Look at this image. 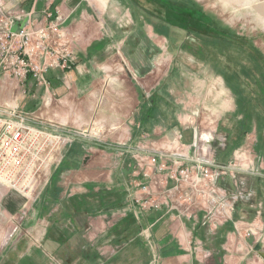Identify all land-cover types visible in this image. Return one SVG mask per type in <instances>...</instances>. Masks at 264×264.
I'll use <instances>...</instances> for the list:
<instances>
[{
  "label": "crops",
  "instance_id": "obj_1",
  "mask_svg": "<svg viewBox=\"0 0 264 264\" xmlns=\"http://www.w3.org/2000/svg\"><path fill=\"white\" fill-rule=\"evenodd\" d=\"M125 2L0 0L40 16L58 8L77 54L71 72H49L48 91L27 78L20 94L18 82L3 77L0 105H19L36 126L98 132V143L63 153L32 202L0 189V264H152L146 238L155 245L158 264H264V82L255 80L247 89L238 73L230 77L226 71L212 80L202 70L168 76L174 58L159 57L155 24L136 18ZM158 89L170 113L152 127L140 125L141 104ZM248 90L250 98L243 93ZM132 148L177 150L219 164L246 149L258 173L216 180V207L173 201L143 214L128 200L133 183L143 182L142 161L125 151ZM160 180L152 175L158 195L164 190Z\"/></svg>",
  "mask_w": 264,
  "mask_h": 264
},
{
  "label": "built area",
  "instance_id": "obj_2",
  "mask_svg": "<svg viewBox=\"0 0 264 264\" xmlns=\"http://www.w3.org/2000/svg\"><path fill=\"white\" fill-rule=\"evenodd\" d=\"M64 23L65 16L58 8L55 13L44 10L40 16L33 9L0 3V79H14L25 88L26 79L30 78L38 88L48 91L49 72L57 70L63 75L71 72L77 54L72 45L75 40L67 33ZM213 91L215 87L210 86L206 95L211 97ZM97 136L98 132L90 127L82 130L51 124L36 126L32 114L24 112L19 105H0V187L28 198L35 185L44 181L46 172L61 163L65 151L73 144L98 143ZM125 151L144 162L139 165L143 182L133 183L136 190L128 198L130 206L143 214L159 211L164 204L169 207L173 201L186 207H193L196 201L206 209L216 207L219 202L212 194L216 180L229 177L235 181L237 173H258L251 154L240 148L233 152L232 161L221 164L177 150ZM153 174L161 179L162 195L155 191ZM146 244L152 252V264H158L152 240L146 238Z\"/></svg>",
  "mask_w": 264,
  "mask_h": 264
},
{
  "label": "rangeland",
  "instance_id": "obj_3",
  "mask_svg": "<svg viewBox=\"0 0 264 264\" xmlns=\"http://www.w3.org/2000/svg\"><path fill=\"white\" fill-rule=\"evenodd\" d=\"M125 3V8L132 7L130 10H136V18L140 17L147 24H156L153 34L161 43L159 57L172 55L174 58L168 76L175 75L177 70L184 71L186 75L189 71L196 73V70H202L199 73L202 76L208 75L212 80L217 77V72L226 71V75L230 77L238 73L247 89L256 83L255 80L264 82V0H128ZM172 15H180L178 18L187 17L194 36L211 44L213 51L207 62L192 61L186 54L181 44L185 41L184 32L180 29L183 22ZM131 17L127 19L128 24L133 23L130 19H135ZM222 58H225L224 63ZM161 61L166 68L170 65L163 59ZM175 62L178 63L177 67ZM187 81L179 80L180 87L186 88L189 83ZM4 84L5 81L1 78L0 90ZM19 87L17 90L21 94L22 88L20 85ZM243 93L245 97H251L250 90ZM82 149L84 147L80 150ZM52 172L53 169L50 168L46 176L44 175V181L35 185L28 198L21 197L15 190L7 187L0 189L30 203L39 192L45 190Z\"/></svg>",
  "mask_w": 264,
  "mask_h": 264
},
{
  "label": "trees",
  "instance_id": "obj_4",
  "mask_svg": "<svg viewBox=\"0 0 264 264\" xmlns=\"http://www.w3.org/2000/svg\"><path fill=\"white\" fill-rule=\"evenodd\" d=\"M196 51H199L200 54L202 55L203 53H208V54L210 53L209 51H207L206 49H202L201 47H198ZM159 90L160 89H158V93H152V95H150V97L147 98V100L142 102L140 107V114H139L140 125L143 122L144 125L147 123L150 127H152L151 124L158 123L161 120V118L165 120L164 118H166L169 115L170 112L167 110L165 95L161 92L159 94ZM171 125L174 126V123H172ZM149 129L150 128L148 127H144V129L142 128L141 131L146 132V130ZM81 146L83 145L79 143L74 144L70 149L67 150V152L69 153L72 152L73 150L77 152L78 150H80Z\"/></svg>",
  "mask_w": 264,
  "mask_h": 264
},
{
  "label": "flooded vegetation",
  "instance_id": "obj_5",
  "mask_svg": "<svg viewBox=\"0 0 264 264\" xmlns=\"http://www.w3.org/2000/svg\"><path fill=\"white\" fill-rule=\"evenodd\" d=\"M129 11L131 12L130 9H129ZM179 16L180 15H172L173 18H175V17L178 18ZM178 19H179V21L183 22L182 28H180V27H178V28H180L184 32V35H185V39H184L185 41L183 43H181V44L183 45L185 51L187 52L186 54L188 56L192 57L193 59H195V58L199 59V60L200 59L201 60L207 59L209 57V55L212 53V51H213L211 44L208 43V42H204V41L202 42L199 38L194 36L195 34L192 33V31L190 30L189 21L186 20V19H188L187 17L181 16ZM154 28L156 29V24H155ZM211 38L213 39V37H211ZM198 47H201L202 49H206V50L208 49L207 51H209L210 53L209 54L208 53H203V55H202V54H200L199 51H196Z\"/></svg>",
  "mask_w": 264,
  "mask_h": 264
},
{
  "label": "water",
  "instance_id": "obj_6",
  "mask_svg": "<svg viewBox=\"0 0 264 264\" xmlns=\"http://www.w3.org/2000/svg\"><path fill=\"white\" fill-rule=\"evenodd\" d=\"M16 28H17V26H15V27L13 28V31H15V30H16Z\"/></svg>",
  "mask_w": 264,
  "mask_h": 264
}]
</instances>
